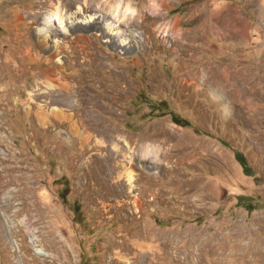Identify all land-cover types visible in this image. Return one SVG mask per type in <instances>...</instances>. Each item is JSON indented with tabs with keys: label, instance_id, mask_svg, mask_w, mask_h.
<instances>
[{
	"label": "rangeland",
	"instance_id": "obj_1",
	"mask_svg": "<svg viewBox=\"0 0 264 264\" xmlns=\"http://www.w3.org/2000/svg\"><path fill=\"white\" fill-rule=\"evenodd\" d=\"M45 262L264 264V0H0V264Z\"/></svg>",
	"mask_w": 264,
	"mask_h": 264
},
{
	"label": "crops",
	"instance_id": "obj_2",
	"mask_svg": "<svg viewBox=\"0 0 264 264\" xmlns=\"http://www.w3.org/2000/svg\"><path fill=\"white\" fill-rule=\"evenodd\" d=\"M232 10H233L232 12H235V9H232ZM218 11H220L219 15L223 14L221 12L222 10H218ZM228 13H229V11H228ZM227 16L229 18L227 17V19H226V21L228 22V25H225L226 30H227V35H228L226 42L233 41L236 43V45H237V43L241 44V42H246V44H252L251 38L247 34L248 30H247V27L245 26V24L243 23L242 26H239L240 25V21H238L239 15L236 13L234 15L233 14L232 15L227 14Z\"/></svg>",
	"mask_w": 264,
	"mask_h": 264
},
{
	"label": "trees",
	"instance_id": "obj_3",
	"mask_svg": "<svg viewBox=\"0 0 264 264\" xmlns=\"http://www.w3.org/2000/svg\"><path fill=\"white\" fill-rule=\"evenodd\" d=\"M176 123H178V124H181L182 126H187L186 125V122H176ZM235 158H236V160H237V162L240 164V166L242 167V169H243V171L245 172V173H248V171H249V166L247 165V163H246V161L244 160V158L241 156V154H235ZM245 209H246V211L248 212V213H251L253 210H254V208H252V207H250V206H245Z\"/></svg>",
	"mask_w": 264,
	"mask_h": 264
},
{
	"label": "bare ground",
	"instance_id": "obj_4",
	"mask_svg": "<svg viewBox=\"0 0 264 264\" xmlns=\"http://www.w3.org/2000/svg\"><path fill=\"white\" fill-rule=\"evenodd\" d=\"M55 19H56V22H58L57 24H59V25L62 24L63 20L56 16V17H53V18L45 19V21H46L45 27H47V25H49V23H51L52 20L55 21ZM71 19H72V18H71ZM87 23H90V20H89V19H88ZM106 25H107V24H106ZM104 26H105V24H104ZM112 36H113V37H114V36L116 37V35H112ZM120 45H121V44H120ZM4 236H5V235H4ZM32 261H33V260H32ZM35 264H36V263H35ZM45 264H47V263L45 262Z\"/></svg>",
	"mask_w": 264,
	"mask_h": 264
}]
</instances>
